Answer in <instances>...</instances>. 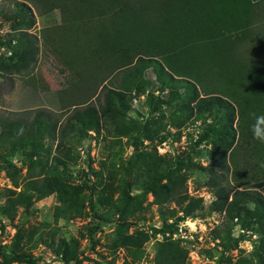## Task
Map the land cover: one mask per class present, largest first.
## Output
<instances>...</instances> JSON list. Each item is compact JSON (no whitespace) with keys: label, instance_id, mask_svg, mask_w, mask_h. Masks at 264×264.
Returning a JSON list of instances; mask_svg holds the SVG:
<instances>
[{"label":"rangeland","instance_id":"rangeland-1","mask_svg":"<svg viewBox=\"0 0 264 264\" xmlns=\"http://www.w3.org/2000/svg\"><path fill=\"white\" fill-rule=\"evenodd\" d=\"M16 1L0 0V35L8 39L19 37L21 33L33 34L36 61L17 72L7 70L2 63L8 60L10 53L0 47V112H35L40 108L64 111V105L79 99L88 85L91 86L90 81H79L74 70L81 68L84 60L76 58L77 62L70 66L61 55L67 53L69 58L79 50L77 42L80 37L77 36L82 29L60 28L75 22L67 5L55 7L54 0H25L35 15V23L31 26L13 23L6 17L15 12ZM244 6L247 8L246 4ZM87 24L84 25L86 29ZM85 31L89 33V30ZM257 41L248 44L246 52L243 47L239 48L240 58L245 56L242 63L249 64L253 60L264 66V39L258 38ZM87 61L91 68L92 61ZM121 76V73L116 79L111 76L103 84H117ZM143 78L150 82L146 90L156 86L160 92L158 95L167 94L166 88L160 90L158 87L152 67L144 70ZM101 87L97 88L96 95ZM177 90L193 107L196 101L186 95L187 89L179 86ZM91 100L97 101L95 96ZM179 101L163 106L166 126L150 137L143 136L137 148L127 136L115 134L112 122L106 124L102 121L99 131L81 140L77 134L61 140L58 131L55 137L45 136L42 156L47 160V168L53 169L77 192L80 213H58L60 200L53 192L45 197L34 196L29 208L19 207L11 219L0 216V246H5L4 252L0 250V264H155L162 234L157 237L151 234L140 250H129L120 245L124 236L137 235L145 230L152 232L149 226L158 227L162 223V214L152 193H141L139 187L146 179L144 163L154 153L172 167L186 161L190 165V175L184 190L191 196L203 198L202 207L188 220L180 221L182 230L171 237L187 251L186 264H259L260 257L255 254L260 235L256 223L248 217L229 222L225 207L238 190L258 194L264 204V183L256 184L264 179V160L256 157L248 144H239L236 113L231 123L236 131L232 143L227 140L225 144L216 145L217 152H222L224 157L208 153L212 148V143L207 142L209 137L199 139L206 134L208 125L216 120L214 113L197 114L195 108H178ZM129 107L127 114L130 117L140 123L149 118L153 124L157 114L149 113L150 107L140 95L131 99ZM6 159L14 167L6 169L3 162ZM23 162L18 153L9 156L0 148V204L5 202L7 189L18 191L24 184L28 171ZM126 191L134 198L122 205L121 199L126 198ZM213 201L219 208L214 211L209 208ZM243 202L249 208L254 206L251 200ZM165 206L181 213L173 203ZM116 207L120 211L113 214ZM106 217L111 221H103ZM10 246L37 261L8 259L3 254L9 253Z\"/></svg>","mask_w":264,"mask_h":264},{"label":"trees","instance_id":"trees-1","mask_svg":"<svg viewBox=\"0 0 264 264\" xmlns=\"http://www.w3.org/2000/svg\"><path fill=\"white\" fill-rule=\"evenodd\" d=\"M52 3L60 8L67 5L75 22L60 28L82 29L77 36L80 37L79 50L69 58L67 53L61 55L70 66L77 62L76 58L84 60L82 67L74 70L79 81H90L91 86L88 85L79 99L64 105L65 110L61 112L47 108L35 112H0V148L9 156L21 155L28 171L20 190H6L5 202L0 204V216L11 219L19 207L28 209L34 196L45 197L53 192L60 200L58 213L74 211V215L79 214L77 192L53 169L47 168V160L42 156L45 136L55 137L58 131L61 140L73 134L81 140L90 135V131H99L102 121L112 122L115 134L127 136L137 148L143 136L150 137L166 126L163 106L174 100H180L177 107L181 109L195 108L197 114L214 113L216 120L199 139L209 137L207 142L212 143V148L208 153L224 157L222 152H217L216 145L225 144L227 140L232 143L236 131L231 123L237 114L239 144H248L253 154L264 160V142L255 139L252 132L255 123L252 114L264 115V66L253 60L249 64L242 63L245 56L241 59L238 54L240 47L246 50L249 44L245 42L251 26L245 6H241V10L233 9L231 5L225 8L220 0H54ZM14 8L15 12L6 19L24 26L35 23L34 13L25 0H17ZM34 37L27 32L8 39L0 35V47L10 53L2 66L17 72L34 63L37 52ZM87 60L92 61L91 68ZM148 67L154 69L160 90L167 89L166 97L152 92L145 95L149 113L157 114L153 124L149 118L140 123L127 114L131 99L147 91L150 82L143 78V72ZM118 73L122 76L117 79V84H103L111 76L116 79ZM100 85L101 90L96 95ZM179 86L185 87L186 95L196 101L193 107L181 96L177 90ZM94 96L95 102L91 100ZM32 112L34 115L30 118ZM3 162L6 169L14 167L9 159ZM144 164L146 179L139 187L141 193H152L162 214V223L158 227L149 226L152 232L145 230L124 236L120 245L129 250H140L151 234L155 237L162 234L155 264H186L187 251L171 237L178 231L180 221L193 216L202 207L201 196H191L184 190L190 165L180 161L172 167L156 153ZM122 183L125 184L124 179ZM263 183L264 179L256 182L257 185ZM125 195L126 198L121 199L122 205L134 198L128 191ZM243 200H251L254 206L249 208ZM170 203L177 205L181 213L165 206ZM209 208L219 209L214 201ZM119 211L116 207L113 214ZM225 212L231 223L242 221L243 217L256 223L260 235L255 254L260 257L259 264H264V204L261 197L238 190L226 204ZM103 219L111 221L108 217ZM3 248L5 246H0V250ZM8 250V254H3L8 259L37 261L33 256L16 252L14 246Z\"/></svg>","mask_w":264,"mask_h":264},{"label":"crops","instance_id":"crops-1","mask_svg":"<svg viewBox=\"0 0 264 264\" xmlns=\"http://www.w3.org/2000/svg\"><path fill=\"white\" fill-rule=\"evenodd\" d=\"M221 5L225 8L234 7L241 10V6L247 4L248 19L250 20L251 30L248 32L249 38L245 43L255 44L258 38L264 39V0H220ZM35 16V15H34ZM244 50V49H243ZM245 52L247 51L244 50Z\"/></svg>","mask_w":264,"mask_h":264},{"label":"clouds","instance_id":"clouds-1","mask_svg":"<svg viewBox=\"0 0 264 264\" xmlns=\"http://www.w3.org/2000/svg\"><path fill=\"white\" fill-rule=\"evenodd\" d=\"M252 115L255 120V123L252 126L253 137L264 142V115L256 116L254 113Z\"/></svg>","mask_w":264,"mask_h":264},{"label":"built area","instance_id":"built-area-1","mask_svg":"<svg viewBox=\"0 0 264 264\" xmlns=\"http://www.w3.org/2000/svg\"><path fill=\"white\" fill-rule=\"evenodd\" d=\"M149 92H152V93L155 94V95L160 94L159 90L156 88V86H154L151 90H147L146 93L141 94L140 97L145 98V95H147ZM92 132H93V131H90L89 133H92ZM186 218H187V220H188L189 217H186ZM184 222H186V221H184ZM179 224H180V223H179ZM181 225H183V223H181L180 225H178V230H179V231L182 230ZM177 233H178V231L175 232L173 235L175 236ZM173 235H172V237H173ZM156 239H159V237L156 238Z\"/></svg>","mask_w":264,"mask_h":264}]
</instances>
